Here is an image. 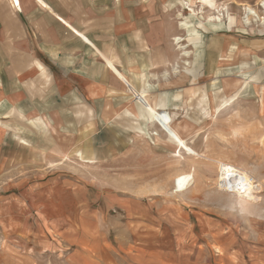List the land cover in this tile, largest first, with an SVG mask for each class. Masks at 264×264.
Listing matches in <instances>:
<instances>
[{
	"label": "rangeland",
	"instance_id": "1",
	"mask_svg": "<svg viewBox=\"0 0 264 264\" xmlns=\"http://www.w3.org/2000/svg\"><path fill=\"white\" fill-rule=\"evenodd\" d=\"M137 6L171 34L185 88L166 112L131 86L140 117L116 97L11 115L0 264H264V0ZM221 163L259 189L221 187Z\"/></svg>",
	"mask_w": 264,
	"mask_h": 264
},
{
	"label": "crops",
	"instance_id": "2",
	"mask_svg": "<svg viewBox=\"0 0 264 264\" xmlns=\"http://www.w3.org/2000/svg\"><path fill=\"white\" fill-rule=\"evenodd\" d=\"M151 13L139 12L137 0H0V163L9 156V117L27 112L31 99L39 106L34 111L52 113L57 97L101 104L116 97L130 104L114 105L113 112L145 116L133 86L156 111H169L175 99L168 98L169 88L180 96L187 73L178 69L179 60L175 76L169 73L178 48L150 21ZM47 101L49 108H42Z\"/></svg>",
	"mask_w": 264,
	"mask_h": 264
},
{
	"label": "built area",
	"instance_id": "3",
	"mask_svg": "<svg viewBox=\"0 0 264 264\" xmlns=\"http://www.w3.org/2000/svg\"><path fill=\"white\" fill-rule=\"evenodd\" d=\"M233 172H235V169H233L232 166L223 165L221 167V173L223 176L221 183L226 188V190L244 193V190H248L246 187L249 184H253L255 186L257 185V182L254 178L246 180L238 171L235 175H233Z\"/></svg>",
	"mask_w": 264,
	"mask_h": 264
},
{
	"label": "bare ground",
	"instance_id": "4",
	"mask_svg": "<svg viewBox=\"0 0 264 264\" xmlns=\"http://www.w3.org/2000/svg\"><path fill=\"white\" fill-rule=\"evenodd\" d=\"M220 163V162H219ZM223 165H228V166H232V165H229V164H226V163H221L220 165H219V173H220V178H219V182H220V186L221 187H223V188H225L223 185H222V183H221V180H222V173H221V167L223 166ZM232 168L233 169H235V172H233V175H235L236 173H237V171L246 179V180H249L250 179V177L251 176H249L248 174H246V173H243L242 171L240 172L234 165L232 166ZM245 172V171H244ZM251 179H252V177H251ZM255 179V178H254ZM257 181V180H256ZM260 184V183H259ZM258 186V184L255 186V185H252V184H249L248 186H247V189H250V191L252 190V188H258L257 187ZM260 187V186H259ZM226 189V188H225ZM259 189V188H258ZM244 192V191H243ZM246 193V192H245ZM248 194V193H247ZM246 194V195H247ZM248 199V198H247Z\"/></svg>",
	"mask_w": 264,
	"mask_h": 264
}]
</instances>
